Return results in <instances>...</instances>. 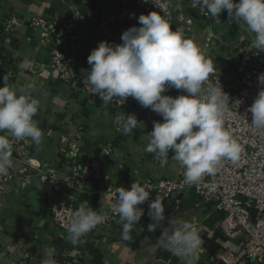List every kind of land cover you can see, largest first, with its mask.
<instances>
[{"label":"crops","instance_id":"crops-1","mask_svg":"<svg viewBox=\"0 0 264 264\" xmlns=\"http://www.w3.org/2000/svg\"><path fill=\"white\" fill-rule=\"evenodd\" d=\"M170 2L176 16L174 25L186 24L182 18L189 22L186 26L191 28L193 42L227 79L232 45L242 39L249 44L254 34L243 23L229 19L226 10L217 22L205 15L206 10L193 6L192 0ZM135 8L133 0H0V62L11 72L9 86L19 92L25 85H33L26 93L40 102L34 119L44 134L39 146L27 141L22 155L13 146V165L4 175L8 180L0 194V264H43L46 250L53 252L56 264H177L160 239L162 231H174L176 221L192 223L201 239L186 259L188 264H215L220 250L236 248L237 240L228 239L216 226L222 215L211 204L197 206L199 200L193 191L179 198L178 204L159 195L166 219L155 231H149L148 224L153 221L147 215L133 225L130 240L122 239V224L117 220L93 229L74 245L53 222L50 208L54 203H73L77 210L87 202L103 212L112 201V194L106 192L108 186L118 189L145 179L184 176L185 169L172 159L171 150L163 167L156 154L145 151L153 122H163L160 115L132 97L123 105L116 102L121 98L103 104L98 95H89L84 89L91 68L87 57L99 42L120 44L124 31L140 26ZM38 15L73 21L80 79L64 83L50 67L52 45H46L41 31L31 25L33 16ZM13 18L16 24L11 23ZM105 30L119 34L110 36ZM163 94L176 97L177 89L169 88ZM122 112L134 114L141 122L131 135L123 134L115 121ZM0 134L8 135L6 131ZM103 149L110 150L104 157L103 181L84 182L82 191L69 186L72 166ZM41 171H55L59 186L40 184Z\"/></svg>","mask_w":264,"mask_h":264},{"label":"clouds","instance_id":"clouds-1","mask_svg":"<svg viewBox=\"0 0 264 264\" xmlns=\"http://www.w3.org/2000/svg\"><path fill=\"white\" fill-rule=\"evenodd\" d=\"M193 6L206 10L219 22L227 11L229 19L243 23L254 34L251 48L264 52V0H192ZM139 27L132 26L121 35L122 43L101 41L87 57L91 66L86 74L90 93L98 95L103 104L114 98L124 101L134 98L143 108H149L162 117L154 121L148 134L150 142L145 151L157 155L160 165L167 164L170 150L172 159L181 164L184 183H199L205 174H214L223 160L233 162L240 158L241 144L225 127L223 112L229 96L222 87L207 85L209 74L214 71L211 60L206 59L193 42L179 31H173L168 20L153 11L138 17ZM0 87V176L7 175L13 165L12 140L42 143L43 132L34 117L40 108L38 99L26 93L32 84L18 92L7 83ZM264 85V73L258 77ZM169 88L183 90L176 97L164 95ZM249 111L251 126L264 132V87L260 89ZM115 121L125 135L140 128L141 122L134 114L119 113ZM11 138V139H10ZM118 197L111 211L122 224V239L130 240L133 225L140 222L144 210L139 207L149 200L150 191L133 182L130 189L119 187ZM153 221L149 231H155L166 219L163 202L157 196L148 206ZM106 220V214L82 203L71 213L67 224V239L72 244ZM174 231H162L160 239L164 249L178 255L189 256L200 246L198 229L187 221H176ZM43 264H56L51 250Z\"/></svg>","mask_w":264,"mask_h":264},{"label":"built area","instance_id":"built-area-1","mask_svg":"<svg viewBox=\"0 0 264 264\" xmlns=\"http://www.w3.org/2000/svg\"><path fill=\"white\" fill-rule=\"evenodd\" d=\"M133 1L139 15H147L155 11L168 20L173 31H179L184 37L192 40L191 28L186 26L189 25L187 20L182 18L180 20L186 24L174 25L176 16L170 0ZM205 15L209 16L206 13ZM11 23L16 24V19L13 18ZM31 25L41 31L40 35L46 45H52L49 64L59 79L67 84L80 79L77 36L71 18L38 15L33 16ZM104 32L115 37L119 34V31ZM188 33L191 34L190 37ZM250 45L251 43L246 44L243 39L232 45L234 52L227 57L230 76L226 79L214 69L206 82V86H221L229 96L223 119L225 127L243 148L240 158L235 162L223 160L214 174H205L199 183L193 185L185 184L184 176L136 182L150 191L149 200L139 206L144 210L141 220L148 215L149 203L159 195L164 196L168 202L178 204L179 198L187 197L193 191L199 200L197 206L213 205L215 211L222 215L216 225L217 228L228 239L237 240L235 249L224 248L218 252L215 264H264V132L250 125L252 114L249 111L258 92L264 87L258 80L259 75L264 73V52H258ZM201 54L208 59L205 54ZM4 75H7L9 80L11 72L4 62H0V87L4 86ZM228 80L231 82L228 83ZM84 89L89 95H93L87 82L84 84ZM182 94L186 95L183 90H177L176 96ZM116 102L118 105L127 103L119 99H116ZM12 143L22 155L27 141L13 139ZM109 154V149H103L98 155L82 157L80 165L72 166L73 179L68 182L69 186L81 190V184L84 182L101 183L104 179V157ZM7 180V177L0 176V194L4 192ZM39 183H48L56 187L59 186L60 180L55 171H41ZM132 183L125 189H130ZM106 192L112 194V201L103 211L106 214L105 222L95 229L109 226L119 220L118 215L111 211V205L118 197L117 189L108 186ZM75 210L76 206L73 203L51 205L53 222L66 236H68L67 224L71 213ZM172 254L177 259V264H188L186 259L190 255Z\"/></svg>","mask_w":264,"mask_h":264},{"label":"trees","instance_id":"trees-1","mask_svg":"<svg viewBox=\"0 0 264 264\" xmlns=\"http://www.w3.org/2000/svg\"><path fill=\"white\" fill-rule=\"evenodd\" d=\"M79 165H80V163H79Z\"/></svg>","mask_w":264,"mask_h":264}]
</instances>
